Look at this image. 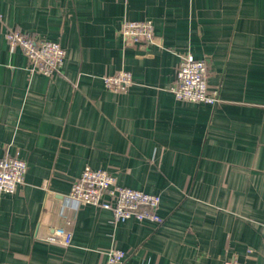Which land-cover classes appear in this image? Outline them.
<instances>
[{
  "label": "crops",
  "instance_id": "0c3cea01",
  "mask_svg": "<svg viewBox=\"0 0 264 264\" xmlns=\"http://www.w3.org/2000/svg\"><path fill=\"white\" fill-rule=\"evenodd\" d=\"M150 20L154 42L125 43ZM6 29L65 50L31 74ZM209 63L215 105L177 101L180 56ZM127 71L126 93L102 77ZM27 165L0 194V264H264V0H0V158ZM85 167L160 197L163 219L113 222L68 196ZM71 234L62 247L46 241Z\"/></svg>",
  "mask_w": 264,
  "mask_h": 264
},
{
  "label": "built area",
  "instance_id": "2783aa9c",
  "mask_svg": "<svg viewBox=\"0 0 264 264\" xmlns=\"http://www.w3.org/2000/svg\"><path fill=\"white\" fill-rule=\"evenodd\" d=\"M126 42L141 41L146 45L154 42L153 24L150 20L124 21L119 30ZM3 38L10 52L20 51L27 60L31 74H41L48 79L60 73L65 59V50L56 42L38 40L20 31L6 29ZM209 63L197 60L190 54L180 56L170 89L177 101L215 105L219 103L217 91L208 85ZM106 89L113 93H126L132 85L129 72L120 71L102 77ZM26 162L17 155L5 154L0 158V194H14L24 184ZM68 198L77 205L93 206L112 212L113 222L127 219L162 223L158 210L160 197L118 185L114 176L102 169L85 167L71 184ZM71 234L62 229L52 232L47 242L62 247L71 244ZM107 264H124L125 252L110 248ZM226 264H238L236 261Z\"/></svg>",
  "mask_w": 264,
  "mask_h": 264
}]
</instances>
